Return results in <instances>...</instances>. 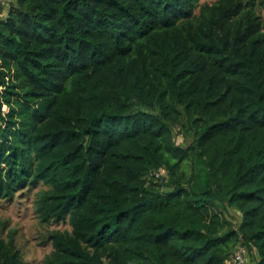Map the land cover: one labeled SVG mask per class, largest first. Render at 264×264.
Wrapping results in <instances>:
<instances>
[{"label":"trees","instance_id":"obj_1","mask_svg":"<svg viewBox=\"0 0 264 264\" xmlns=\"http://www.w3.org/2000/svg\"><path fill=\"white\" fill-rule=\"evenodd\" d=\"M6 2L0 200L46 185L44 264H264V0Z\"/></svg>","mask_w":264,"mask_h":264},{"label":"rangeland","instance_id":"obj_2","mask_svg":"<svg viewBox=\"0 0 264 264\" xmlns=\"http://www.w3.org/2000/svg\"><path fill=\"white\" fill-rule=\"evenodd\" d=\"M213 1L215 0H202L209 3ZM176 140L178 143L184 140L180 131L176 134ZM45 187V184H41L21 194L18 193L13 201L0 200V230L5 238L14 234L22 264H44L46 255L53 249L47 238L48 233L54 229H71L68 222L43 223L39 219L35 212V200L39 190ZM227 216L237 222L241 213L230 209Z\"/></svg>","mask_w":264,"mask_h":264},{"label":"built area","instance_id":"obj_3","mask_svg":"<svg viewBox=\"0 0 264 264\" xmlns=\"http://www.w3.org/2000/svg\"><path fill=\"white\" fill-rule=\"evenodd\" d=\"M6 0H0V20L2 19V8H4V5L7 4ZM166 169L161 168L159 171L155 172L157 176L160 174H165ZM246 254H247V249L244 245H239L237 250L235 251L233 258L231 260V264H246Z\"/></svg>","mask_w":264,"mask_h":264},{"label":"crops","instance_id":"obj_4","mask_svg":"<svg viewBox=\"0 0 264 264\" xmlns=\"http://www.w3.org/2000/svg\"><path fill=\"white\" fill-rule=\"evenodd\" d=\"M2 17H5V15L7 14L8 10L7 8H2Z\"/></svg>","mask_w":264,"mask_h":264}]
</instances>
